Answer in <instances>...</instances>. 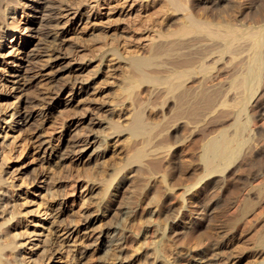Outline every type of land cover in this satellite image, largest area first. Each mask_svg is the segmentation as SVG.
<instances>
[{
    "label": "rangeland",
    "instance_id": "rangeland-1",
    "mask_svg": "<svg viewBox=\"0 0 264 264\" xmlns=\"http://www.w3.org/2000/svg\"><path fill=\"white\" fill-rule=\"evenodd\" d=\"M23 1L25 5L18 8L15 17L8 16L10 25H12L13 18L20 21L17 23L18 27L20 26L16 35L17 40L10 43L12 40L10 36L4 43L2 53L5 55L10 50L8 47L13 44L23 43L26 48L22 53L25 52V54L18 55L17 52L13 57L10 56L12 57L10 59L8 57L5 60L0 59V118L7 120L0 123V160H3L10 151L11 158L8 162L3 160L5 164L2 175L6 178H4V183L8 189H12L11 204L21 211L18 214L21 223L15 232L23 234L19 242L24 243L20 251L23 264L24 262L25 264H44L43 258L46 252L43 246L47 237L53 240L54 248L52 255L46 260L47 264H191L193 257L198 258L200 256L196 255L203 254L208 260V263H205L213 264L214 261L210 259L217 252L223 260L221 264H259L264 259V250L257 247L255 238L264 227V201L260 203L259 208H256L257 210L255 209V213L251 212L244 218L241 216L238 222L235 219L237 213H232L231 210L224 211L226 214L219 213L236 200L249 197V194L253 195L256 191L251 190V185H258L261 178L264 179V142L262 144L264 135H261L264 133L261 129L264 128V98L258 104L253 98L248 103L249 106L241 109L236 97L239 95L241 100L243 89L233 86L235 80H239L235 77L243 76L247 70L253 53L252 40L250 36L247 39L246 35L256 30L260 31L264 28V22L247 23L246 25L244 20L238 21L239 24L245 23V26H239V29L242 27V35L231 43L235 45L234 47L231 45L234 51L227 47L230 44L223 41L214 44L212 41H202V44L195 45L200 49L204 46L211 48L213 45L215 48L216 45L218 50L216 54L219 56V52L223 53V56L220 55L222 59L215 56L214 59L210 57V61L209 57L207 60L206 57L192 53L189 55L183 53L184 57L176 55L177 60L187 58L192 61L195 59L193 65L201 67L199 70L202 72L199 75L200 72L197 70L199 87L197 84L193 86V88L197 87L196 90L181 88L175 92L179 98H182L180 105L176 101L178 99H172L175 95L168 92L166 85L142 84L133 95L128 96L125 93L126 74L130 71V57H142L146 54L149 45L159 42L162 45V42L166 41L156 36L159 34V28H155L153 22L148 19L156 8L154 0H40L37 4L28 0H11L12 3L21 2L22 4ZM51 1L56 6L59 4L58 7L62 9L58 8L55 14L57 19L50 23L51 25L44 26L45 21H42V14L46 12L47 3ZM249 1L251 0H246L242 11L245 15L251 11L255 3L258 4L259 0H252L254 2L248 5ZM261 1L264 2V0L259 2ZM33 9L40 12L36 13ZM35 15L38 17L34 20L35 26H41V30L40 33L34 32L33 38H29L28 23L34 19ZM159 16V18L154 16V19L157 18L158 21L164 19L163 16ZM145 19L148 20L145 21ZM140 21H144L147 26H139ZM55 23L57 25H54ZM53 26L54 29H52ZM135 26L139 30L133 32L132 27ZM262 32L264 34V30ZM34 35L38 38H34ZM53 35L57 36L56 42ZM170 41H166L165 47L171 50L173 45L169 43ZM57 48L59 53L55 55L53 49ZM27 53L30 54L29 57L26 56ZM169 53L170 51H167V54ZM230 53L233 54L232 57H229ZM57 54L59 57H66L59 62L62 64L57 68L68 66L60 74L56 72L58 62L54 61L56 59L54 56L56 57ZM166 56H169L166 58L168 61L165 60V56L159 59L161 61L158 65L163 63L159 66L160 69L168 66L169 59L170 62L175 60V58H170L171 54ZM191 57L194 58L190 59ZM215 59L216 62L218 59L219 63H213ZM230 59L233 62L230 63ZM211 62L214 66H211ZM221 64H227L226 77L224 74L220 79L218 78L219 81L211 80L214 79L216 70ZM206 65L211 66L210 71L205 69ZM19 68L21 69L17 71V74L20 76L15 79L17 84L13 85L4 80L9 78L8 69L17 70ZM235 72L240 73L236 75ZM227 77L228 79L225 80ZM228 85H230L229 89ZM231 86L241 93L236 94L237 92H234ZM254 90L255 94L259 92L257 88ZM181 91L182 93H179ZM228 92H231L229 93L231 96L227 94ZM197 94L200 95L197 96ZM25 99L29 100V106L35 112L32 129L27 127L24 129L17 125L11 127L8 123L11 121V115L16 109L22 110ZM166 101L168 104L165 103ZM229 102L230 105H227ZM198 103L202 104L198 105ZM174 106L178 107L174 109ZM183 109L186 110L183 111ZM136 111L144 114L141 119L144 117L142 122H145L144 127L147 130L145 133L150 134L151 143L147 145L148 147L146 146V154L141 161L133 163L130 161V156L134 147L137 145L142 147L141 144L146 135L144 130L137 131L130 126V121ZM123 112L125 115L120 117ZM239 112L242 114L238 116ZM179 114L183 117H179ZM254 115L257 117L255 118ZM249 117L258 118L257 124L260 126L261 123L263 124L262 127L256 125L258 128L255 130L249 124L248 132L246 131L252 137L250 143L255 145L253 148L257 150L254 152L258 157L254 153L255 159L253 157L243 162L242 166L246 167H241L243 169L238 172L241 173L239 177L237 173L234 176V172H231L238 162L236 161L229 167L224 166L223 171L206 175L204 180H200L201 183H197L204 173L201 168L202 163L194 158L202 154L200 152L203 149L202 145L211 139L210 137L223 131L222 129H227L228 133L234 134L237 130L234 129L237 128L236 125L238 126L240 122H249L251 120ZM237 118H239L238 123ZM230 119L232 122L229 121ZM213 128L219 130L213 132ZM120 130L124 133L118 134ZM195 138L199 142L196 144L197 148H193L194 151L198 150L197 153L192 150V152L187 151L185 149L187 143L189 144ZM94 140V146H101L104 152L98 150L99 152L92 154L93 149L79 152L82 147L87 146L84 144L92 143ZM126 143H129V152L122 153ZM76 144L78 146H74ZM260 153L263 156L259 155ZM58 156L67 158L63 161ZM153 161L161 164L160 169H156L155 173H151L148 166ZM247 161L248 163L253 162L250 164L255 162V166H250ZM196 166L199 169L194 171ZM254 174L256 177H251ZM228 175H230V180L226 182L224 178ZM243 176L244 179H242ZM232 180L236 186L238 184V189L234 182H230ZM227 188L234 189L231 192L232 189L229 191ZM239 189L240 193H234ZM156 192L159 195H156ZM243 193L246 195L244 196ZM189 197H193L191 202L188 201ZM54 214H62L56 216L63 220L62 224H65L62 231L60 227L59 237L47 231ZM212 218L215 221L211 220ZM249 219L250 221L247 222ZM14 221L16 219L9 224H13ZM209 221L213 224V228H210V234H203L202 232L208 230L206 227L209 228ZM14 230L13 228L12 231ZM199 233L203 234L199 241L200 244L199 242L189 244L188 239L193 235H200ZM259 250L263 252L261 256L258 254Z\"/></svg>",
    "mask_w": 264,
    "mask_h": 264
},
{
    "label": "bare ground",
    "instance_id": "bare-ground-1",
    "mask_svg": "<svg viewBox=\"0 0 264 264\" xmlns=\"http://www.w3.org/2000/svg\"><path fill=\"white\" fill-rule=\"evenodd\" d=\"M32 3H39L40 0H28ZM47 1V0H46ZM45 1V2H46ZM50 1V0H49ZM255 1V0H254ZM254 1H249L248 2V5ZM258 1V0H257ZM260 1V0H259ZM258 1V4L255 3V5H251L253 6V8L251 9L250 12H248L247 15L243 14L242 11L244 9V5H246V0H230V1H227V0H154V3H156V8H155V11H153L152 15L150 16L149 21H152L153 22V25H155L154 27L155 28H159L158 29V33L159 34H156V36L159 37V39H165L166 41H170L169 43L172 44V48L170 50L169 47H165V43L162 42V45L159 44L161 42H159L158 44H151L149 45V48L146 50V54L144 56H140V57H130V71L129 73H127L126 75V79H127V82L125 83V93L130 96L131 94L133 95L134 91H137L136 89L140 88V86L143 84H150V85H157V86H163V85H166V88L168 90L169 93H172L173 95H175V97L172 99H178L176 101H178V104L180 103L181 105V102L180 100L182 98H179V95L178 94H175V92H177L178 90H180L181 88H186L187 90H189L190 88H193V86H195L197 83L199 84V79L197 76L201 75L202 72H200L199 67L198 65L194 66V60H188L186 57V59L184 60H177L175 57L176 55L180 56L182 55L184 57V55H189V53H192L193 55H200L201 57H206V59L208 60L207 57H210L214 59L215 56H218L216 53H218V50L216 48V45H215V48L211 47V44H210V47L211 48H206L204 46V48H198V47H195L196 44H200L202 41H212L213 44L214 43H221V41L225 42L226 44H230V45H226L229 49H232V47H234L231 43L233 41H235L236 39H239V36L242 35L241 33V29H239L240 27L239 26H245V23L246 25L248 24H253V23H263L264 22V2L261 1L259 2ZM43 3V2H42ZM45 4V3H44ZM257 4V5H256ZM22 5V7L25 5L24 1H23V4L21 2H14L12 3L11 0H0V59H4L6 57H8V59L12 58L14 56V53H17L18 52V55H22V54H25L22 53V51H24V49L26 48L25 45L20 44H13L12 46H9L8 48H10V50L4 55L2 52H3V49L5 47V42L7 41V39L11 36L12 40L10 41V43H14L15 42V39L17 40L16 38V35H17V31H18V20L16 18H13L12 16V20L13 22L12 25H10L9 21H8V18L10 17L9 15H15L16 11L18 10V8ZM29 5V4H28ZM59 5V4H58ZM58 5L56 6L52 1L51 2H48L47 3V6H46V14H42V21H45V24L44 26H48L50 23H52L55 19H57L55 17V14L57 13V10L58 8L62 9V7H58ZM44 6V7H45ZM60 6V5H59ZM26 7V6H25ZM249 7V6H247ZM27 8V7H26ZM30 8V7H29ZM43 8V7H42ZM250 9V7H249ZM23 10V9H22ZM36 13L40 12V11H36L35 9H33ZM61 11V10H60ZM246 11V10H245ZM249 11V10H248ZM150 13V14H151ZM246 13V12H245ZM61 14V13H60ZM86 14V13H85ZM174 14H176V17H174ZM178 14V15H177ZM29 15V14H28ZM32 15V14H31ZM62 15V14H61ZM60 15V17H61ZM159 15H161V17L163 16L164 19H162L161 21H158L156 19H154L156 16H158V18L160 17ZM245 15V16H244ZM9 16V17H8ZM34 16V15H33ZM85 16V15H84ZM155 16V17H154ZM15 17V16H14ZM41 17V16H40ZM59 17V16H58ZM88 17V15L86 16ZM85 17V18H86ZM38 18L36 15L34 17L33 20H30L29 23H28V27H27V31L30 32L28 33L29 34V38H33L32 34L35 32H38L40 33V30H41V26H38L36 27V23H35V19ZM82 18V16H81ZM148 19H145V21H147ZM161 19V18H160ZM142 20V19H141ZM245 21V23L243 24H239L238 21ZM39 21V20H38ZM158 21V22H156ZM141 22V21H140ZM151 22V23H152ZM40 23V22H39ZM44 23V22H43ZM59 23V22H58ZM248 23V24H247ZM48 24V25H47ZM40 25V24H39ZM51 25V24H50ZM54 25H57V23H55ZM142 25L143 27L144 26H147L144 24V21H142L139 26ZM256 25V24H255ZM259 25V24H258ZM157 26V27H156ZM52 27V26H51ZM59 27V26H58ZM44 28V27H43ZM57 28V27H56ZM54 29V26L53 28ZM138 27H132V31L134 32L135 30H137ZM153 29V28H152ZM45 30V28H44ZM58 30V29H57ZM139 30V29H138ZM155 30V29H153ZM157 30V29H156ZM264 28H262L260 31H257L256 32H252L250 33L249 35L247 34L246 36L247 39L251 38L252 40V56H251V60H250V64L247 68V70L245 71V73L243 74V76H240V77H235V78H239V80H235V84L233 86L235 87H240L243 89V92L241 93V91H239V93L242 94V96L240 97L241 100L239 99V95L236 97V94H239L237 91L234 90V88L232 87L231 89L234 90V92H237L235 95V97L237 98V100H239V104H240V108L241 109H244L246 108L248 105V103L253 99L255 98V103L258 104L260 101L263 100L264 98V34H263V31ZM245 31V29H244ZM252 31V29H251ZM249 31V32H251ZM255 31V30H254ZM24 32H26L24 30ZM42 32V31H41ZM45 32V31H43ZM42 32V33H43ZM49 32V31H48ZM56 31L54 30V33ZM59 32V31H58ZM137 32V31H136ZM246 32V31H245ZM52 33V32H51ZM53 33V34H54ZM50 34V32H49ZM41 35V34H40ZM45 35V34H44ZM51 35V34H50ZM136 35V34H135ZM35 36V35H34ZM43 36V35H42ZM54 36V35H53ZM52 36V37H53ZM45 37V36H44ZM43 37V38H44ZM56 37L57 36H54V41L56 40ZM34 38H38V37H34ZM42 38V39H43ZM46 38V37H45ZM44 38V39H45ZM242 39V38H241ZM245 39V38H244ZM46 40V39H45ZM49 40V39H48ZM155 40V39H154ZM250 40V39H249ZM164 41V40H163ZM243 41V40H242ZM245 41H248V40H245ZM47 42V41H46ZM56 42V41H55ZM237 42V41H236ZM29 43V42H28ZM35 43V41L33 42V44ZM210 43V42H209ZM243 43V42H241ZM251 43V42H250ZM202 44V43H201ZM208 44V43H207ZM234 44V43H233ZM236 44V43H235ZM245 44V43H244ZM247 44V43H246ZM7 45V44H6ZM167 45V44H166ZM206 45V44H205ZM220 45V44H219ZM224 45V44H223ZM222 45V46H223ZM232 45V47H231ZM171 46V45H170ZM194 46V47H193ZM199 46V45H198ZM201 46V45H200ZM208 46V45H207ZM221 46V45H220ZM31 47V46H30ZM53 47V46H52ZM203 47V46H202ZM218 47V46H217ZM231 47V48H230ZM247 47V45H246ZM40 48V47H39ZM168 50H167V49ZM192 48L193 51H190ZM195 48L197 50H195ZM220 48V47H218ZM226 48V47H225ZM251 48V47H250ZM45 49V48H44ZM236 49V48H235ZM240 49V48H239ZM244 49V48H243ZM184 50V51H183ZM187 50V52H186ZM217 50V51H216ZM224 50V49H223ZM228 50V49H227ZM234 51V48L232 49ZM231 50V51H232ZM241 50V49H240ZM55 55L56 53H59V50L58 48L57 49H53ZM167 51H170L169 54H167ZM233 51L231 53H233ZM250 51V50H249ZM248 51V52H249ZM229 52V50H228ZM227 52V53H228ZM236 52V51H235ZM246 52V51H245ZM247 52V53H248ZM5 53V52H4ZM30 53V52H28ZM26 54V56H30V54ZM44 53V52H43ZM184 53V55H183ZM230 53V55H231ZM244 53V52H243ZM246 53V54H247ZM174 55V57L170 56V58H175V60H173V62L171 61L170 62V59H169V62H167V65L168 66H165V60H167L166 58L169 57V56H166V55ZM223 54V53H222ZM221 54V52H219V56L216 57V58H219L221 56H223ZM226 54V53H225ZM241 54V53H240ZM191 55V54H190ZM221 55V56H220ZM226 55H229V54H226ZM233 55V54H232ZM229 56V57H232ZM237 55V54H236ZM12 56V57H10ZM165 56V60H164V66L162 69H160L161 66L163 63H161V65H158L159 64V59L163 58ZM177 56V57H178ZM21 57V56H20ZM51 57V56H50ZM181 57V58H183ZM229 57H228V60H229ZM234 57V56H233ZM54 58H56L54 61H56V63L58 62V64H56V68L58 65L62 64L59 63L62 59H65L64 57H59L58 54L57 56ZM194 58V57H193ZM192 57L190 59H193ZM7 59V60H8ZM50 59V58H49ZM205 59V60H206ZM222 59V57H221ZM236 59V58H235ZM51 60V59H50ZM172 60V59H171ZM196 60H198V58H196ZM202 60V59H201ZM168 61V60H167ZM204 61V60H202ZM211 61V59H210ZM220 61V60H219ZM231 61L233 62V60L230 59V63ZM206 62V61H205ZM216 62V59L213 61V63ZM8 63V62H7ZM14 63V62H13ZM54 63V62H53ZM212 63V62H211ZM212 63L211 66H214V64ZM216 63H219L218 62V59H217V62ZM223 63V62H221ZM227 63V62H226ZM199 64V62H198ZM206 64V63H204ZM208 64V63H207ZM236 64V63H235ZM240 64V63H238ZM243 64H246V63H243ZM209 65V64H208ZM227 65V64H226ZM225 64H221L217 70H216V75L214 76V79L212 78L211 80H218L220 79V77H222L224 74H225V69H226V66ZM233 65V64H232ZM18 66V65H16ZM14 66V67H16ZM66 66V65H65ZM59 67L57 68L56 72L58 74H60L65 68H67L68 66L66 67ZM195 68H194V67ZM205 66V65H204ZM207 66V65H206ZM209 66V67H211ZM208 66L207 68H205L206 70L210 69ZM235 67V65H234ZM237 67H239L237 65ZM236 67V68H237ZM246 67V65L244 66ZM7 68V67H6ZM53 68V67H52ZM231 68V67H230ZM229 68V69H230ZM240 68V67H239ZM21 68L15 70V69H11V70H7V72H9L8 74V77L9 78H5L4 80L7 81V82H10L12 83L13 85L17 84L18 82L15 81L16 78H19L20 75L17 74V71L20 70ZM213 69V68H212ZM211 69V70H212ZM228 69V70H229ZM244 69V68H242ZM2 70V69H1ZM197 70L200 72V74L198 75V72ZM214 70V69H213ZM240 70V69H239ZM3 71V70H2ZM5 71V70H4ZM210 71V70H209ZM232 71H235V70H232ZM242 70H240L241 72ZM55 72V71H54ZM239 72V73H240ZM209 73V72H207ZM215 73V72H214ZM228 72H226L227 74ZM231 73V72H230ZM229 73V74H230ZM237 72H235L236 74ZM237 73V74H239ZM243 73V71H242ZM1 74V73H0ZM226 74L224 75L226 77ZM233 74V73H232ZM236 74V75H237ZM208 75V74H207ZM212 75V76H213ZM206 76V75H205ZM204 76V77H205ZM229 76V75H228ZM3 77V75H2ZM202 77V76H201ZM1 78V77H0ZM10 78H13V80H10ZM219 78V79H218ZM230 78V77H229ZM77 79V78H76ZM210 79V78H209ZM227 78H225V80H227ZM10 80V81H9ZM223 80V79H222ZM221 80V81H222ZM224 80V81H225ZM1 81V79H0ZM77 82H79L78 80H76ZM75 81V82H76ZM201 81V79H200ZM220 81V82H221ZM233 81V80H232ZM76 82V83H77ZM205 82V81H204ZM203 82V83H204ZM209 82V81H207ZM228 82V81H227ZM202 83V84H203ZM214 83V82H213ZM217 83V82H216ZM6 84V83H5ZM197 84V85H198ZM206 84H209V83H206ZM212 84V81L210 83V85ZM219 84V83H218ZM232 84V82H231ZM3 85V84H2ZM223 85V84H222ZM124 86V87H125ZM156 86V87H157ZM215 86V85H214ZM217 86V85H216ZM199 87V85H198ZM226 87V86H225ZM197 88V87H196ZM196 88H193L194 90H196ZM214 88V87H213ZM230 88V85H228V89ZM257 88V91L259 90V92H257L255 94V90ZM13 89V88H12ZM192 89V90H193ZM225 90V89H224ZM227 90V89H226ZM232 90H230L232 92ZM228 91V90H227ZM255 91V92H254ZM16 92V91H15ZM191 92V91H190ZM231 92H228L227 94L229 96H231ZM3 93V92H2ZM179 93H182L179 92ZM186 93V92H185ZM204 93V92H202ZM230 93V94H229ZM6 94V93H5ZM8 94V93H7ZM206 94V93H204ZM172 95V96H173ZM178 95V96H176ZM185 95V94H184ZM200 94H197V96H199ZM226 95V93H225ZM233 95V96H234ZM255 95V96H254ZM181 97V95H180ZM190 97V96H189ZM192 97V96H191ZM201 97V96H200ZM204 97V96H203ZM228 97V96H227ZM234 97V98H235ZM171 98V97H170ZM197 98V97H196ZM207 98V97H206ZM189 99V98H188ZM186 99L187 101L190 102V100ZM203 99V98H201ZM200 99V100H201ZM205 99V98H204ZM211 99V98H210ZM210 99H208V101H210ZM231 99V97H230ZM229 99V101H230ZM168 100V98L166 99ZM171 100V99H170ZM196 100V99H195ZM207 100V99H205ZM234 100V99H233ZM173 101V100H172ZM212 101V100H211ZM253 101V102H254ZM175 102V101H174ZM198 102H200L198 100ZM204 102V101H203ZM202 102V103H203ZM227 102V101H225ZM237 102V104H238ZM167 103V101L165 102ZM172 103V102H171ZM201 103V104H202ZM224 103V102H223ZM236 102H234L235 104ZM1 104V103H0ZM168 104V103H167ZM173 104V103H172ZM177 104V103H175ZM185 104V102L183 103V105ZM195 104V103H194ZM200 103H198L199 105ZM200 104V105H201ZM254 104V103H253ZM31 105V103H30ZM174 105V104H173ZM179 105V106H180ZM192 105V104H191ZM196 105V104H195ZM197 105V106H198ZM227 105H230V102L227 104ZM263 105V104H262ZM261 105V106H262ZM16 106V105H15ZM170 106V105H168ZM185 106V105H184ZM193 106V105H192ZM191 106V107H192ZM255 106V105H254ZM178 107V106H174V109ZM183 107V106H182ZM238 107V106H237ZM57 108V107H56ZM173 108V107H172ZM171 108V110H172ZM181 108V106L179 107ZM193 108V107H192ZM252 108V107H251ZM14 109V108H13ZM16 109V108H15ZM168 109V108H167ZM191 109V108H189ZM230 109V108H229ZM235 109V108H234ZM239 109V110H241ZM250 109V108H249ZM254 109V108H253ZM253 109H251L253 112ZM169 110V111H171ZM177 110V109H176ZM186 109H183V111H185ZM256 110V109H255ZM258 110V109H257ZM144 111V110H143ZM181 111V112H183ZM261 111V110H260ZM263 111H264V108H263ZM137 112V113H136ZM134 113V117H132L131 121H130V126L133 127L135 130L137 131H143L144 130V133L147 132V130H145V127H144V123L145 122H142L144 117L141 119L142 116H144V114L142 115V112L140 111H136ZM168 112V111H167ZM180 112V114H181ZM190 111H188L189 113ZM236 112V111H235ZM257 112V111H256ZM1 113V111H0ZM35 112L32 111L31 107L29 106V100L28 99H25L23 100V108L22 110H15L12 115H11V121H9L8 123H10L11 127H14L15 125L19 126V127H22V128H31L32 124H33V120H35ZM241 112L238 113V116ZM254 113V112H253ZM253 113L252 116H253ZM259 113V112H258ZM257 114V116H259ZM261 113V112H260ZM179 114V117H181ZM185 114V113H184ZM190 114V113H189ZM237 114V113H236ZM242 114V113H241ZM244 114V112H243ZM245 114H246V111H245ZM244 114V116H245ZM263 114V113H262ZM125 115V113L123 112V115L120 116V117H123ZM261 115V114H260ZM175 116H176V113H175ZM255 116V115H254ZM255 116V118L257 117ZM150 117V116H149ZM183 117V115H182ZM181 117V118H182ZM228 117V116H227ZM237 117V116H236ZM263 117V116H262ZM4 118V117H3ZM180 118V119H181ZM241 118V117H239ZM237 118L236 121L239 119ZM247 118V117H245ZM250 118V117H249ZM127 119V118H126ZM178 119V118H177ZM251 120H249V122L245 121V122H240L239 125L237 126L236 124V127L237 128H234V129H237L236 132H234V134H231V133H228L226 130L227 129H222L223 131H221L219 134H216L214 137H210L211 139H209L206 143H204L203 146V149L202 151V154L199 155V157L197 158L196 156V159L194 158V160H199L202 164L201 168H203V175L201 177H197L199 179V181H197V183H201L200 180H204L205 176L209 175V174H215L219 171H223V167L227 165V167L231 166L232 163H235L236 161L237 164L235 165L234 167V170H230L234 176L236 175L235 173L238 174L237 177H239V174L241 173H238V172H241L243 168L241 167H246L245 165L242 166L243 162L245 163L246 160H251V158L254 157V153L257 151L254 150L253 148V145H251L250 143V140H251V136L248 135L246 133L247 129L249 128V124L252 125L253 129H257L256 128V125L260 126L259 124H257V119H254L253 118H250ZM262 119V118H261ZM260 119V120H261ZM264 119V117H263ZM4 121L6 120V118L3 119ZM1 120L0 118V123L3 121ZM179 120V119H178ZM226 120V119H225ZM232 119H230L229 121H231ZM259 120V119H258ZM7 121V120H6ZM222 121V120H221ZM263 121V120H262ZM32 122V123H31ZM35 122V121H34ZM177 122V121H176ZM232 122V121H231ZM234 122V120H233ZM260 122V121H259ZM225 123V122H224ZM223 123V124H224ZM238 123V121H237ZM264 123V122H263ZM218 124V123H217ZM220 124V123H219ZM222 124V122H221ZM215 125V124H214ZM262 123H261V126L262 127ZM218 126V125H217ZM220 126V125H219ZM228 126V125H227ZM255 126V128H254ZM197 127V126H196ZM215 127V126H213ZM222 127V125H221ZM264 127V125H263ZM217 128V127H216ZM220 128V127H219ZM225 128V127H224ZM233 128V127H232ZM32 129V128H31ZM121 129V128H120ZM147 129V127H146ZM263 129L264 131V128H261ZM260 129V130H261ZM117 130V129H116ZM214 130V128H213ZM212 130V131H213ZM217 130L219 129H216L214 130L213 132H217ZM118 131V130H117ZM149 131V129H148ZM197 131V129H196ZM228 131L231 132V129L229 130L228 128ZM235 131V130H234ZM124 133L123 130H120L118 134L120 133ZM248 132V131H247ZM260 132V131H259ZM256 133V132H255ZM145 138L143 140V144L142 147L138 146H135L134 147V151L132 153V155L130 156V161L133 162V163H136V162H140L142 157L145 156L146 154V148L149 146L148 144H150V134L149 133H145ZM256 135V134H255ZM254 135V136H255ZM261 135H264L261 134ZM260 135V136H261ZM172 137V136H171ZM170 137V138H171ZM195 137V136H194ZM257 137V136H256ZM94 139H96L95 136H93ZM201 138V137H200ZM258 138V137H257ZM177 138H175L176 140ZM261 139V137H260ZM259 139V140H260ZM263 139V138H262ZM255 140V138H254ZM258 140V141H259ZM177 141V140H176ZM175 141V142H176ZM252 141V140H251ZM94 142L95 140L90 143H86L84 145H87L85 147H82V149L79 151V152H83L84 150H89V149H93V152L92 154H96V152H99V151H102L104 152V150H102L101 146H94ZM172 142V141H171ZM174 142V141H173ZM190 142V141H189ZM197 139L195 138L193 141H191L189 144L187 143L185 149L187 151H194V147H196V144H197ZM202 141H200V144ZM264 142V139L262 141V144ZM199 143V142H198ZM254 143V142H253ZM257 143V142H255ZM261 143V141L259 142ZM91 145V147H89V145ZM198 144V145H200ZM148 145V146H147ZM248 145V146H247ZM258 145V143H257ZM256 145V146H257ZM264 145V144H263ZM74 146H78V144L74 145ZM147 146V147H146ZM255 146V145H254ZM261 146V144H260ZM103 147V146H102ZM258 147V146H257ZM262 147V146H261ZM260 147V148H261ZM4 148H5V145H4ZM7 148V147H6ZM5 148V149H6ZM197 148V147H196ZM256 148V147H255ZM99 150V151H98ZM192 150V151H191ZM201 150V148H200ZM198 151V150H197ZM197 151H194V153H197ZM255 151V152H254ZM4 152V151H3ZM7 152V151H6ZM10 152V151H9ZM9 152L8 154L6 155V157H4L3 160L6 161V163L8 162V160L11 158L10 155H9ZM78 152V153H79ZM125 152H129V143H126L124 145V150L122 151V153H125ZM65 153V152H64ZM199 153V152H198ZM264 153V152H263ZM6 154V153H5ZM91 154V155H92ZM9 155V156H8ZM256 155V153H255ZM261 155V153L259 154ZM257 156V155H256ZM263 156V154L261 155ZM260 156V157H261ZM195 157V156H194ZM258 157V156H257ZM58 158L60 160H63L66 159L67 157H59ZM256 157H254L255 159ZM263 158V157H262ZM261 158V159H262ZM260 159V160H261ZM2 160V159H1ZM0 160V264H23V261L21 259V246H24V243L20 244L19 242L21 241V237H22V233H18V232H15L16 229H17V226L21 223V220H19L18 218V214L21 213V211L16 208H14L11 204V201H12V196L13 194L11 193L12 196H10V192L11 190L8 189V186H6V183H4L5 181V177L2 175V172H3V166L5 164V162L2 160L1 162ZM179 160V159H178ZM192 160V161H194ZM62 161V162H63ZM255 161V160H254ZM263 161V160H262ZM59 162V160H58ZM158 162V161H157ZM157 162H150V165H148L150 167V171L151 173L156 171V169H160L159 166L161 164H158ZM176 162V161H175ZM179 162V161H178ZM252 162V161H251ZM250 162V163H251ZM261 162V161H260ZM264 162V161H263ZM160 163V162H159ZM248 163V161H247ZM246 163V164H247ZM248 163V164H250ZM253 163V162H252ZM258 163V162H257ZM200 164V163H199ZM56 165H58L56 163ZM251 165H254L255 166V162L254 164H250ZM263 165V164H262ZM51 166V165H50ZM165 166V165H164ZM198 166V165H197ZM195 168L194 171H197L199 169V167ZM249 166V165H248ZM249 166V167H250ZM260 165H258L259 167ZM264 166V165H263ZM56 167V166H55ZM161 167V166H160ZM163 167V166H162ZM166 167V166H165ZM227 167L226 170H227ZM261 167V166H260ZM259 167V168H260ZM168 168V167H167ZM251 168V167H250ZM255 168V167H254ZM261 169V168H260ZM263 169V168H262ZM120 170V169H118ZM191 170H193L191 168ZM241 170V171H240ZM245 170V169H244ZM243 170V171H244ZM254 170V169H253ZM251 170V171H253ZM140 171V170H139ZM142 171V170H141ZM119 172V171H118ZM146 172V171H145ZM192 172V171H191ZM202 172V171H201ZM262 172V171H261ZM139 173V172H138ZM140 173H144V172H140ZM221 173V172H220ZM243 173V172H242ZM250 173V171H249ZM148 174V173H147ZM252 174V173H250ZM259 174V173H258ZM261 174V173H260ZM197 175V174H196ZM248 174H246L247 176ZM257 175V174H256ZM232 176V175H231ZM241 176V175H240ZM251 176V175H250ZM255 176L252 175L251 177ZM260 176V175H259ZM258 176V177H259ZM230 175L226 176V178H224V181L228 182L230 180ZM256 177V176H255ZM5 178V179H4ZM176 178V177H174ZM173 178V179H174ZM178 178V177H177ZM233 178V177H232ZM250 178V177H249ZM188 179V178H187ZM242 179H244V176L242 177ZM259 179V178H258ZM177 180V179H176ZM175 180V181H176ZM197 180V179H196ZM239 180V179H238ZM237 180V182H238ZM246 182H247V179H245ZM256 180V179H255ZM178 181H180V179H178ZM182 181V180H181ZM187 181V180H185ZM241 182V180H239ZM250 181V180H249ZM248 181V182H249ZM8 182V181H7ZM34 182V181H33ZM43 182V181H42ZM41 182V183H42ZM196 182V181H195ZM230 182H234V180L230 181ZM236 182V183H237ZM239 182V183H240ZM259 182V181H258ZM30 183V182H29ZM124 183V182H123ZM218 183V182H217ZM225 183V182H224ZM251 183V181H250ZM257 183V182H256ZM260 183V184H259ZM258 185H254L252 184L251 185V190H255L256 192L252 195L249 194V197H244V193L242 197L244 198H241V200L239 201H235V203H233L232 205L226 207L225 209L221 208L222 210L220 211L219 214H222V213H225L227 211H232V213H237L236 215V222L239 221L240 217L242 216L243 218L246 217L247 215H249L251 212H254L255 213V209L260 205V203H262L264 201V179L262 180L261 178V182H259ZM226 184V183H225ZM228 184V183H227ZM235 184V182H234ZM9 185V184H8ZM30 185V184H29ZM195 185V183L193 184ZM229 185V184H228ZM227 185V186H228ZM247 185V184H246ZM10 186V185H9ZM16 186V185H15ZM236 186V184H235ZM238 186V184H237ZM236 188L238 189L239 187ZM154 187V186H153ZM196 187V186H195ZM218 187V186H217ZM234 187V186H233ZM247 187V186H246ZM249 187V186H248ZM193 188V187H192ZM235 188V187H234ZM233 188V189H234ZM153 189V188H152ZM199 189V188H198ZM228 189V188H227ZM232 188L228 189L229 191L231 190ZM233 189L231 190V192L233 191ZM156 190V188L154 189ZM153 190V191H154ZM158 190V189H157ZM196 190V189H195ZM247 190V189H246ZM49 191V190H48ZM235 191V190H234ZM240 189L234 193H237L239 192L240 193ZM159 192V191H158ZM158 192H156L155 194L156 195H159L157 194ZM246 192V191H245ZM154 193V192H153ZM161 193V192H159ZM230 193V192H229ZM247 193V192H246ZM249 193V192H248ZM252 193V192H251ZM224 194V193H223ZM231 194V193H230ZM230 194H228V196H230ZM238 194V193H237ZM227 195V194H226ZM233 195V193L231 194ZM248 195V194H247ZM106 196V195H105ZM53 197V196H52ZM56 197V196H55ZM194 197V196H193ZM193 197H189L188 198V201L191 202V200L193 199ZM239 197V196H238ZM241 197V196H240ZM61 198V197H60ZM55 199V198H54ZM235 199V198H234ZM234 201V200H233ZM223 203V202H222ZM228 204V203H227ZM229 205V204H228ZM17 206V205H16ZM224 206H226V204H224ZM264 206V205H263ZM171 208V207H170ZM259 208V207H258ZM172 209V208H171ZM234 209V210H232ZM158 210V209H157ZM165 210V209H164ZM170 210V209H169ZM168 210V211H169ZM257 210V209H256ZM261 210V209H260ZM167 211V210H166ZM167 211V212H168ZM225 211V212H224ZM62 212V211H60ZM154 212V211H153ZM152 212V213H153ZM159 212V211H158ZM257 212V211H256ZM260 212V211H259ZM258 212V214H259ZM151 213V214H152ZM218 213V212H217ZM229 213V212H228ZM263 213V212H262ZM118 214V213H116ZM218 214V215H219ZM226 214V213H225ZM231 215V213H229ZM261 214V213H260ZM58 215V214H56ZM55 214L52 216V220L50 221L49 223V226L47 227V231L51 234V235H57L58 237L60 235H58L60 233V227L61 228V231L63 228V226L65 224H62L63 220L60 219V217L58 218ZM62 215V214H61ZM61 215H58V216H61ZM154 215V214H153ZM168 215V214H167ZM224 215V214H223ZM234 215V214H233ZM257 215V214H256ZM261 216V215H260ZM231 217V216H230ZM242 218V219H243ZM14 219H16V221H14L13 224H9L10 222H12ZM214 218H212L211 220H213ZM228 219V218H227ZM257 219V217H256ZM210 220V221H211ZM258 220V219H257ZM155 221V220H154ZM209 221V228L206 227V229H208L206 232H202L203 234H210V228L212 229V225ZM215 221V219H214ZM250 221L247 220V222ZM157 222V221H156ZM213 222V221H211ZM228 223V221H227ZM253 223V222H252ZM247 224V223H246ZM113 225V224H112ZM264 225V224H263ZM110 226V225H109ZM207 226V225H206ZM115 227V226H114ZM113 227V228H114ZM247 227V226H246ZM263 227V226H262ZM15 229L14 231H12V229ZM118 228V227H117ZM215 228V227H214ZM217 228V227H216ZM37 229V228H36ZM39 229V228H38ZM204 229V228H203ZM262 229V228H261ZM260 229V230H261ZM200 234V233H199ZM203 234H200L197 236L193 235L191 236L190 239H188V243L190 244V242H193L195 244H197L201 238L203 237ZM187 235V234H186ZM189 235V234H188ZM56 236V237H57ZM209 236V235H208ZM186 237V236H185ZM207 237V236H206ZM61 238V237H60ZM122 240V239H121ZM206 240V239H205ZM53 240L50 238V237H47L46 240H45V244L43 247H45V252L44 253V258H43V261H44V264H47L46 260L50 257V255H52L53 253ZM117 241V240H116ZM210 241V240H208ZM204 242V241H203ZM187 243V244H188ZM192 243V244H193ZM213 243V242H212ZM221 243V242H220ZM188 244V245H189ZM200 244V242H199ZM206 244V243H205ZM255 244L257 245V247H261V250L263 249L264 250V227H263V230H261V232H258L256 238H255ZM113 245V244H112ZM204 245V244H203ZM186 246V245H185ZM207 246V245H205ZM217 247V246H216ZM224 247V245H223ZM185 248V247H184ZM200 248V247H199ZM225 248V247H224ZM58 249V248H57ZM56 249V250H57ZM259 250L258 254L261 256L263 254V252ZM44 251V250H43ZM204 251V250H203ZM202 251V252H203ZM197 252V251H196ZM226 252V251H224ZM205 253V251H204ZM214 253V252H213ZM257 254V253H256ZM189 255V254H188ZM193 255V254H192ZM204 255V254H203ZM203 255H196V256H200V257H193V259H191V264H206L205 262H207L208 260L205 259V257ZM211 255V254H210ZM186 256V255H185ZM190 256V255H189ZM221 255L218 254H214L212 259H210L211 261H214L213 264H221L223 262L222 258L220 257ZM192 258V257H191ZM188 259V258H187ZM206 260V261H205ZM42 261V260H41ZM190 261V260H189ZM226 262V260H225ZM38 263V262H37ZM208 263V262H207ZM25 264V262H24ZM181 264V263H180ZM211 264V263H210ZM259 264H264V259L262 261L259 262Z\"/></svg>",
    "mask_w": 264,
    "mask_h": 264
}]
</instances>
